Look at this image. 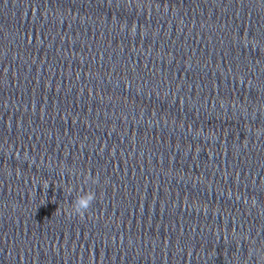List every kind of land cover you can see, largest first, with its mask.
Wrapping results in <instances>:
<instances>
[{"label":"clouds","instance_id":"clouds-1","mask_svg":"<svg viewBox=\"0 0 264 264\" xmlns=\"http://www.w3.org/2000/svg\"><path fill=\"white\" fill-rule=\"evenodd\" d=\"M67 170V168H66ZM68 175L71 177L75 175L77 178L82 177V185H93L96 186L100 183V176L98 174L93 175L90 170H77L73 167L68 171ZM64 174V173H62ZM65 190L68 195H72L73 186L71 184L65 186ZM97 201V194L93 188H88L85 190L84 187H80L76 191V195L73 197L68 215L70 217H78L84 219L86 214L90 212L93 204Z\"/></svg>","mask_w":264,"mask_h":264}]
</instances>
